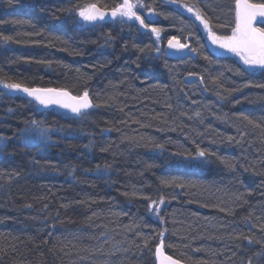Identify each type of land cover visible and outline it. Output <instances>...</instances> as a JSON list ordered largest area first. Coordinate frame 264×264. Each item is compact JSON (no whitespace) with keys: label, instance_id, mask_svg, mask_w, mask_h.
<instances>
[{"label":"trees","instance_id":"obj_1","mask_svg":"<svg viewBox=\"0 0 264 264\" xmlns=\"http://www.w3.org/2000/svg\"><path fill=\"white\" fill-rule=\"evenodd\" d=\"M133 2L163 40L188 32L163 21L184 24L169 2L204 7L216 29L231 4ZM119 3L0 0V264H155L160 243L186 264H264V69L214 57L196 30L190 69L220 119L196 118L150 32L78 15ZM5 83L87 91L93 108L41 110Z\"/></svg>","mask_w":264,"mask_h":264},{"label":"snow or ice","instance_id":"obj_2","mask_svg":"<svg viewBox=\"0 0 264 264\" xmlns=\"http://www.w3.org/2000/svg\"><path fill=\"white\" fill-rule=\"evenodd\" d=\"M143 5H138L133 0H122V3L115 5L111 10V16L119 15L128 20H135L139 22L142 29H147L151 33L159 36L160 29L151 27L152 21L145 23L146 17L137 14V10ZM190 12L192 8L188 9ZM149 9V12H152ZM78 15L86 22H94L97 19H104L105 12L101 11L95 4L84 5L80 8ZM264 18V3H252L250 0H235V27L232 29L230 36H217L212 32L207 21H204L199 12L196 13V18L201 20L204 27L208 29L210 39L214 44H218L221 48L235 53L240 57L243 63L250 67H260L264 69V27H254L257 17ZM7 39V38H5ZM170 48L183 49L187 47L181 44L175 38L168 41ZM191 51H196L191 49ZM4 88L22 90L29 96H32L39 104L48 106L57 104L65 109H69L72 113L81 114L83 110L90 108L91 101L88 92L85 91L82 96H72L67 91L57 89H30L22 87L18 83H5ZM199 157H204L205 152L199 151ZM163 201L161 200V203ZM155 204V201H153ZM157 257L160 264H179L171 256L163 254L162 245L157 248Z\"/></svg>","mask_w":264,"mask_h":264},{"label":"bare ground","instance_id":"obj_3","mask_svg":"<svg viewBox=\"0 0 264 264\" xmlns=\"http://www.w3.org/2000/svg\"><path fill=\"white\" fill-rule=\"evenodd\" d=\"M194 3V2H193ZM169 5H173L172 6V8L175 10V12H177V14L178 15H180L182 18H183V23L184 24H186V25H193V28H194V31H193V29L191 30V28H187V26H184V24H183V26L185 27H181V25H180V23H179V21H177V23H172L171 21H169V23L171 24V25H174L177 29H178V31L179 32H182V31H188L187 32V34L186 35H184L183 36V38H181V37H177V38H180V39H182V42H184V41H187V42H189L191 45H193L192 47H191V45L189 44V43H187V42H184V43H182L181 42V44H185V45H188L189 46V49L191 50V49H195L196 51H192V53L191 54H189V55H185L184 56V58L183 59H173V58H168V57H166L165 56V54H164V45H165V43H166V41L167 40H169L170 38H172V37H175V36H169L167 39H165V40H163V35H162V31H161V33L159 34L160 36H157V35H155V34H153V33H151L149 30H147V29H142L141 27H140V25H139V22L138 21H133V20H130V21H132V22H134V23H136L137 25H138V27H139V29H141L142 31H148V32H150L152 35H153V38H154V40H155V42H156V46H157V48H158V50H157V52H158V54L160 55V54H163L164 55V57L166 58V59H168L169 61H170V64L171 63H173V62H179V63H181L182 64V67H181V69L180 70H182L181 71V74H180V76H179V84H178V86L180 85V79H181V81L184 83V84H186V85H191V87H190V89H188L189 90V92L191 93L190 94V96H196V95H198L199 93H202L204 96H207V97H211L212 99H211V101H213L214 100V97H216L215 95H213V93H212V91H211V89H209L207 86H206V84H205V77L202 75V74H200V73H193L192 71H191V67H192V65H193V63H194V61H196L198 58H199V56H200V49H198V48H196L195 47V43H194V39L196 38V37H193V33L197 30L198 31V33H199V35H198V37L200 38V40H202V44L204 45V47H205V49H206V51L209 53V54H211V55H213L214 57H222V58H227L228 59V57H225V56H221V55H217V54H215L214 52H212L211 50H210V48L208 47V44H207V41H206V32H208V29H206L205 27H204V24L201 22V20H199V19H197L196 18V13L197 12H194L195 11V5H193V4H190V6L189 7H187V6H185V5H179V4H177V3H175V2H169L168 3ZM194 4H196V3H194ZM197 6H198V4H196ZM189 8H192L193 9V11H189L188 9ZM198 8H199V14H200V16L202 17V19L204 20V21H207V23H208V25H209V28H211V30L212 31H217L219 34H228L230 31H232V29H233V27H234V24H235V0H231V4H230V7H229V21L227 22V27H225V28H219V29H216L215 28V24L213 23V21H211V16L210 15H208V13L206 12V10H205V8L204 7H200V6H198ZM104 9V8H103ZM141 15V14H140ZM142 16V15H141ZM142 17H146V19H145V23H148V21L150 20L151 21V19L149 18V17H147V14H143V16ZM157 18V17H156ZM116 18H111V19H109L107 22H103V23H99V24H95V25H101V24H105V23H109V22H118V21H122V20H115ZM159 19V18H158ZM128 20V19H127ZM161 20V19H160ZM123 21H125V20H123ZM157 21H159V20H157ZM182 22V21H181ZM120 25H122V22L120 23ZM258 25H262V26H264V23H260V24H258ZM153 26V23L151 24V27ZM117 28V27H116ZM215 28V29H214ZM225 29H229L228 31H224ZM233 61V60H232ZM204 63V65H205V59H202V64ZM236 63V62H235ZM169 64V65H170ZM236 64H238V63H236ZM239 65V64H238ZM240 66V65H239ZM241 67V69H247V68H245V67H243V66H240ZM256 69H258V68H256ZM247 70H255V69H247ZM190 75H192V76H197V80H195L194 82H185V80H184V78L185 77H187V76H190ZM196 83V85H193V84H195ZM180 88H181V85H180ZM194 91H196L197 93H196V95L194 94ZM83 94V93H82ZM88 95H89V93H88ZM219 97V96H218ZM25 98V97H24ZM89 98H90V95H89ZM217 98V97H216ZM215 98V99H216ZM28 100V99H27ZM90 100H91V98H90ZM30 101V100H29ZM208 101H210V99H208ZM32 102V101H31ZM91 102H92V100H91ZM33 103V102H32ZM35 104V103H34ZM93 108V103H92V107H91V109ZM209 108L211 109V111H218L217 109H216V104H215V102L213 103H211V105L209 106ZM215 108V109H214ZM91 109H89V110H86V111H83V112H87V111H90ZM41 110H52V109H41ZM53 110H57V111H60V110H58V109H53ZM60 112H62V111H60ZM82 112V113H83ZM62 113H64V114H67V115H70V114H68V113H65V112H62ZM79 115V114H78ZM77 115V116H78ZM70 116H72V117H77V116H73V115H70ZM216 119H220V116H217V118H215V120Z\"/></svg>","mask_w":264,"mask_h":264},{"label":"water","instance_id":"obj_4","mask_svg":"<svg viewBox=\"0 0 264 264\" xmlns=\"http://www.w3.org/2000/svg\"><path fill=\"white\" fill-rule=\"evenodd\" d=\"M96 5V4H95ZM98 6V5H97ZM99 7V6H98ZM99 9L103 12H105V18L104 19H97L96 21L92 22L93 24H99V23H103V22H107L109 19L113 18L111 16V10L109 9H102L99 7ZM260 23H264V18H261V17H257V21L254 23V25L256 24H260ZM174 37L170 38L169 40L173 39ZM176 40H178L180 42L179 39L175 38ZM166 41L165 45H164V54L166 57L168 58H173V59H183L185 55H189L192 53V51L189 49V46L187 45V47L183 48V49H180V48H170L168 46V41ZM185 82H194L195 80H197V76H187L184 78ZM22 87H27V86H23L21 85ZM27 88H30V89H57V90H63V91H67L68 93H70V95L72 96H77V95H74L72 94L70 91L66 90V89H59V88H54V87H27ZM10 93L12 95H21L23 97H25L26 99L32 101L33 103H35L40 109H58L62 112H65V113H68L70 115H73V116H77L78 114H75V113H72L69 109H65L63 107H61L60 105H57V104H51V105H48V106H44V105H41L39 104L38 101H36L32 96H29L27 93L23 92L22 90H17V89H10ZM83 95V94H82ZM82 95H79V96H82ZM89 96V95H88ZM90 99V98H89ZM91 101V100H90ZM91 105H92V102H91ZM92 107V106H91ZM88 108L86 110H89L91 109ZM86 110H83V111H86ZM162 245V251H163V254L164 255H167V256H171L169 254H167L163 248V244L160 243L158 247H161ZM157 248H156V251H155V259H156V264H160V261L157 257ZM172 257V256H171ZM174 260L178 261L179 264H186L184 262H182L181 260H178L174 257H172Z\"/></svg>","mask_w":264,"mask_h":264},{"label":"rangeland","instance_id":"obj_5","mask_svg":"<svg viewBox=\"0 0 264 264\" xmlns=\"http://www.w3.org/2000/svg\"><path fill=\"white\" fill-rule=\"evenodd\" d=\"M117 17H119V15ZM153 18L155 19L154 20L155 22H158L157 20L162 21V20H160V18L159 19L156 18L155 15H154ZM124 19L127 20V18H124ZM163 21H167V22L171 21L172 23H177V21L174 20V19H171L169 15L166 16ZM162 23H163L164 26H166V23L165 22H162ZM180 25L183 28V24H180ZM211 46H212V48L215 47V46L219 47V50L222 51L223 55L233 56L235 54V53H232V52H230V51H228L226 49L221 48L218 44H214L213 42H211ZM239 62L240 63L242 62L241 64H243V66L245 68H247V69H256V68H258V67H250V66H247L241 60H239ZM180 66L182 67V64L179 63V62H173V63H171L169 65L168 75L170 77L171 82L174 84V86H176V88L178 87V84H179V76H180L181 71H182V70H180L181 69ZM196 93L197 92L194 91V94L195 95H196ZM208 99L211 100L212 98L211 97L204 96L202 93L201 94H198V95H196L194 97V102L193 103L191 102L192 103L191 105H193V107L195 109H199V106H202V108H203V111L202 112H200V113H197L196 112V115H195L196 118H201L202 116H207L206 118H209V119H215V118H217L214 114H211L210 111H209V108H207L208 106L211 105V104L207 103Z\"/></svg>","mask_w":264,"mask_h":264},{"label":"flooded vegetation","instance_id":"obj_6","mask_svg":"<svg viewBox=\"0 0 264 264\" xmlns=\"http://www.w3.org/2000/svg\"><path fill=\"white\" fill-rule=\"evenodd\" d=\"M177 4H179V3H177ZM179 5H182V4H179ZM199 11V8H198V6L197 5H195V11L194 12H198ZM148 17V16H147ZM152 17H154V16H152ZM152 21V20H151ZM152 23L154 24L155 22H153L152 21ZM234 26H235V24H234ZM152 27H154V26H152ZM255 27H264V26H262V25H258V26H255ZM212 32H214L217 36H225L226 34H219L217 31H212ZM160 33H161V30H160ZM159 33V34H160ZM155 34V33H154ZM156 35V34H155ZM160 36V35H159ZM228 36H230V35H228ZM180 39V38H179ZM180 41L182 42V39H180ZM206 41L208 42L207 44H208V46H209V43H211L212 42V40L210 39V37H209V34H208V32H206ZM184 42H187V41H184ZM184 42H182V43H184ZM187 43H189V42H187ZM190 44V43H189ZM191 45V44H190ZM193 45H191V47H192ZM193 48V47H192ZM210 48V47H209ZM215 54H217V55H219L220 54V51L217 49L216 51H215Z\"/></svg>","mask_w":264,"mask_h":264}]
</instances>
